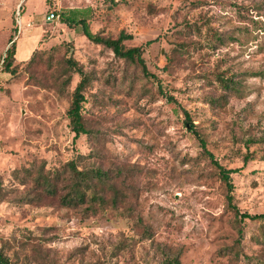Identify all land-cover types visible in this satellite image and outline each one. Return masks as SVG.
<instances>
[{"label": "rangeland", "instance_id": "obj_1", "mask_svg": "<svg viewBox=\"0 0 264 264\" xmlns=\"http://www.w3.org/2000/svg\"><path fill=\"white\" fill-rule=\"evenodd\" d=\"M97 1L91 30L132 33L127 46L155 39L147 67L180 106L140 66L54 19L32 64L0 72V248L12 264H264V220L238 222L183 112L219 162L238 169L234 202L264 213V0ZM55 2L0 0V60L25 12L59 14ZM69 56L91 73L83 114L92 134L77 139L67 109L80 75L56 84ZM220 75L234 77L237 92ZM69 161L121 170L119 207L84 216L36 183Z\"/></svg>", "mask_w": 264, "mask_h": 264}, {"label": "trees", "instance_id": "obj_2", "mask_svg": "<svg viewBox=\"0 0 264 264\" xmlns=\"http://www.w3.org/2000/svg\"><path fill=\"white\" fill-rule=\"evenodd\" d=\"M105 1H108V7L116 8L122 0ZM95 4H98L97 0L84 6L62 9L59 13L60 20L71 29H76L78 26H81L82 33L87 39L110 49L115 56L132 61L140 66L144 75L155 78L158 81L161 95L170 104L180 106L177 98L163 88L158 76L147 67L146 60L143 56L145 45L151 44L155 39L148 40L144 45L127 46L125 41L132 39L133 35L125 30H121L116 36L107 35L100 31L93 32L90 28V20L94 12ZM46 37L47 33L44 34L41 42L45 41L47 39ZM10 42L11 45L6 49L5 54L0 60L1 70L9 73L11 76H17L24 67H27L35 61L36 57L43 52V47L36 48L28 59L18 61L16 58V38L11 39ZM64 66L66 71L61 74L58 73L57 75L56 84L58 87L69 84L72 80L73 73L80 75V80L73 91V97L67 109L69 124L75 133L74 138H79L81 134L90 136L92 130L87 126L83 108L84 102L86 101L85 89L90 83L91 73L79 65L73 56L65 58ZM61 78L62 80L60 81ZM217 81L225 90L237 92L238 81L234 77L220 75L217 77ZM216 101H218V98H211L213 104ZM183 112L186 127L196 135L202 152L210 159L221 179L225 182L227 188V207L234 212L238 222L244 223L247 220H264V213L242 211L234 202L232 173L238 169L227 168L219 162L214 153L207 147V137L197 128V124L193 122L189 112L184 108ZM80 156L83 155L80 154ZM248 158L246 156L245 162H247ZM82 159H85V156ZM121 173V170L105 169L102 165L96 163L80 167L76 161H69L60 168L48 171V173L40 171L35 181L48 194L52 196L59 194L62 205L80 209L84 216H89L90 214L97 213L99 210L117 209L119 207L120 200H124L120 195L123 192L119 184V176ZM3 190L4 184L0 176V197ZM61 191L63 193H60ZM36 196L40 198L41 194L34 195V197ZM243 233L244 230L240 227V236H243ZM169 262L171 264H179L177 257L170 258ZM0 264H12L10 257L3 248H0Z\"/></svg>", "mask_w": 264, "mask_h": 264}, {"label": "crops", "instance_id": "obj_3", "mask_svg": "<svg viewBox=\"0 0 264 264\" xmlns=\"http://www.w3.org/2000/svg\"><path fill=\"white\" fill-rule=\"evenodd\" d=\"M81 1L83 0H56L54 5H57L58 10H62L66 8L80 7L82 6L79 4ZM87 4L88 3L84 5ZM46 6H48V4L45 2V8L43 11L47 10ZM47 14H42L39 19H36V15H34L30 9L25 12L24 22L26 23V26L21 28L22 31L16 38V58L18 61L28 59L36 48L43 47L51 41L50 38L48 41L41 42L44 34L49 32L50 27L48 25L52 22L47 20ZM28 23H30V25H28ZM0 72L9 74L2 70H0Z\"/></svg>", "mask_w": 264, "mask_h": 264}, {"label": "built area", "instance_id": "obj_4", "mask_svg": "<svg viewBox=\"0 0 264 264\" xmlns=\"http://www.w3.org/2000/svg\"><path fill=\"white\" fill-rule=\"evenodd\" d=\"M58 17H59V14L57 12L49 11L46 18L48 21H53L54 19H58ZM28 25H30V23H28ZM21 28H22V22L19 21V32Z\"/></svg>", "mask_w": 264, "mask_h": 264}]
</instances>
